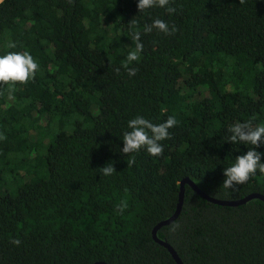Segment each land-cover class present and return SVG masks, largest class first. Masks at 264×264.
<instances>
[{"label":"trees","instance_id":"1","mask_svg":"<svg viewBox=\"0 0 264 264\" xmlns=\"http://www.w3.org/2000/svg\"><path fill=\"white\" fill-rule=\"evenodd\" d=\"M137 3L0 1V55L28 51L39 64L11 93L0 84V264H176L152 230L175 213L181 181L218 200L264 197L259 170L222 187L253 147L230 143L229 127L264 125V0H171L173 14ZM157 18L177 32L145 34ZM137 29L143 51L129 76L121 65ZM137 116L177 120L162 156L121 153ZM255 151L264 163V144ZM110 162L115 173L102 175ZM157 237L182 264H264V201L219 206L185 184L179 216Z\"/></svg>","mask_w":264,"mask_h":264},{"label":"clouds","instance_id":"2","mask_svg":"<svg viewBox=\"0 0 264 264\" xmlns=\"http://www.w3.org/2000/svg\"><path fill=\"white\" fill-rule=\"evenodd\" d=\"M72 0H69L71 3ZM171 0H138V11H144L153 7L165 8L166 12L173 14L176 12V7L170 6ZM243 3L244 0H239ZM131 25L136 28L137 22L131 20ZM153 29L164 33L165 35H173L177 32V28L173 25L169 28L168 23L157 18L153 20L152 24L144 26V33H151ZM132 41L135 47L132 48L126 59L122 62V67L127 69L129 76H135L138 69L129 67L133 62H139L141 53L143 51V44L141 41V32L137 29L132 32ZM9 48H15V43H9ZM39 70V64L28 51L24 52H9L6 55H0V84L9 85V93L14 91L16 84H26L34 79L36 72ZM119 74L120 69H115ZM177 124L175 117L170 116L167 120L160 124H154L149 119L142 116H137L128 122V129L123 133V147L120 149L122 154L136 153L142 148L146 149L147 153L153 157L163 155V145L160 143L166 139H171L169 129ZM230 136L228 140L232 144L252 145L253 147L247 151L246 154L236 157L232 166L225 168L223 172L224 180L222 187L231 191H236L239 185L248 182L257 170L264 173V163L261 162L262 154L255 151V148L264 144V125L254 126L251 121L244 123H235L228 129ZM6 137L0 134V140ZM135 164V157L131 156L128 160L127 166L131 167ZM100 172L104 176H111L115 173L113 163H108L100 168ZM127 208V202L122 201L116 206L118 213H123ZM178 225H173L172 230ZM13 245L19 246L21 243L18 239L10 241Z\"/></svg>","mask_w":264,"mask_h":264},{"label":"water","instance_id":"3","mask_svg":"<svg viewBox=\"0 0 264 264\" xmlns=\"http://www.w3.org/2000/svg\"><path fill=\"white\" fill-rule=\"evenodd\" d=\"M185 184H188L191 187L192 190H194L198 195H200L206 201H208V202H210L212 204L219 205V206L237 207V206L244 205L247 202H249L250 200L256 199V198L261 199L262 201H264V197L262 195H258V194H250V195H247L246 197H244L242 199H238V200H218V199H214V198H211V197L205 195L189 179L186 178L183 181H181V183H180L179 200H178V205H177V208L175 210V213L170 218L159 222L154 227V229L152 230V238H153V240L156 243H158L160 246H162V247H164V248H166L168 250V252L172 256V258L174 259V261L176 262V264H182V261L180 260V258L178 257V255L176 254V252L174 251V249L166 241H162V240L158 239V237H157V231L161 227L171 224L179 216V214L181 212L182 204H183L184 185ZM95 264H104V263H100L99 262V263H95Z\"/></svg>","mask_w":264,"mask_h":264},{"label":"rangeland","instance_id":"4","mask_svg":"<svg viewBox=\"0 0 264 264\" xmlns=\"http://www.w3.org/2000/svg\"><path fill=\"white\" fill-rule=\"evenodd\" d=\"M1 1V0H0Z\"/></svg>","mask_w":264,"mask_h":264}]
</instances>
